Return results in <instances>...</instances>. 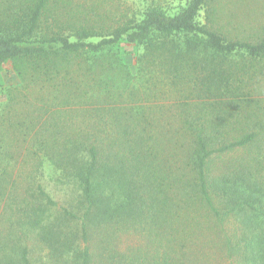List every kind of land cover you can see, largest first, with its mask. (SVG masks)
Returning <instances> with one entry per match:
<instances>
[{"label":"trees","instance_id":"1","mask_svg":"<svg viewBox=\"0 0 264 264\" xmlns=\"http://www.w3.org/2000/svg\"><path fill=\"white\" fill-rule=\"evenodd\" d=\"M219 1L106 28L0 0V264H264V25L230 31Z\"/></svg>","mask_w":264,"mask_h":264},{"label":"rangeland","instance_id":"2","mask_svg":"<svg viewBox=\"0 0 264 264\" xmlns=\"http://www.w3.org/2000/svg\"><path fill=\"white\" fill-rule=\"evenodd\" d=\"M70 2V11L74 16L76 13H82L90 16L93 20H98L106 28H115L132 19H139L142 12L149 6L157 5L164 8L168 13L175 14L181 8L185 7L190 0H68ZM223 13L229 16L218 18L219 23L226 25L230 31L248 36L249 34L259 32L264 25V0H220L217 3ZM198 22L206 24V9H202ZM121 49H128L130 53L127 56V62L133 66L135 54L141 52L139 48H134L127 44L121 46ZM8 66L1 70L4 76L0 82V93L3 88L8 87V82L16 84L17 78L13 74H7ZM2 84V85H1ZM0 101V109L2 105ZM44 176L42 184L45 191L59 204V207H66L68 204L75 205L80 198L81 192L73 183H66L62 179V173L50 163H45L43 167ZM123 243H129L128 237L123 238ZM48 250L38 247L36 258L38 264L46 262ZM43 258L42 261L40 259Z\"/></svg>","mask_w":264,"mask_h":264}]
</instances>
